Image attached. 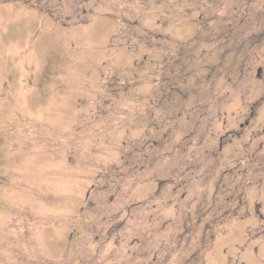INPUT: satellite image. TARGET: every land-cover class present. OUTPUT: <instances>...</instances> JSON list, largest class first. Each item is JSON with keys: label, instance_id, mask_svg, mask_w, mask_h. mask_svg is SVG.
I'll return each mask as SVG.
<instances>
[{"label": "rangeland", "instance_id": "rangeland-1", "mask_svg": "<svg viewBox=\"0 0 264 264\" xmlns=\"http://www.w3.org/2000/svg\"><path fill=\"white\" fill-rule=\"evenodd\" d=\"M0 264H264V0H0Z\"/></svg>", "mask_w": 264, "mask_h": 264}, {"label": "flooded vegetation", "instance_id": "flooded-vegetation-1", "mask_svg": "<svg viewBox=\"0 0 264 264\" xmlns=\"http://www.w3.org/2000/svg\"><path fill=\"white\" fill-rule=\"evenodd\" d=\"M21 1H22V2L25 1L26 3H28V2H29V3H30V2H36V3H37V0H21Z\"/></svg>", "mask_w": 264, "mask_h": 264}]
</instances>
